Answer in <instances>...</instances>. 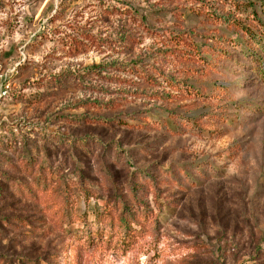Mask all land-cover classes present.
Returning <instances> with one entry per match:
<instances>
[{"label": "rangeland", "instance_id": "374dc122", "mask_svg": "<svg viewBox=\"0 0 264 264\" xmlns=\"http://www.w3.org/2000/svg\"><path fill=\"white\" fill-rule=\"evenodd\" d=\"M262 1L0 0V264H264Z\"/></svg>", "mask_w": 264, "mask_h": 264}, {"label": "trees", "instance_id": "16d2710c", "mask_svg": "<svg viewBox=\"0 0 264 264\" xmlns=\"http://www.w3.org/2000/svg\"><path fill=\"white\" fill-rule=\"evenodd\" d=\"M252 6H253V12L256 13V14L254 13L255 15L253 16L255 18H258V20H260L261 24H263L264 26V1L260 3V8H258L259 6H257L256 4H253ZM248 31L251 32L250 29H248ZM251 34H254V33H251ZM121 220L124 225H128L127 219L125 217H123Z\"/></svg>", "mask_w": 264, "mask_h": 264}, {"label": "built area", "instance_id": "2783aa9c", "mask_svg": "<svg viewBox=\"0 0 264 264\" xmlns=\"http://www.w3.org/2000/svg\"><path fill=\"white\" fill-rule=\"evenodd\" d=\"M7 89H8V85L6 84V85H4L3 88L0 90V96H1L2 94H5V93L7 92Z\"/></svg>", "mask_w": 264, "mask_h": 264}]
</instances>
